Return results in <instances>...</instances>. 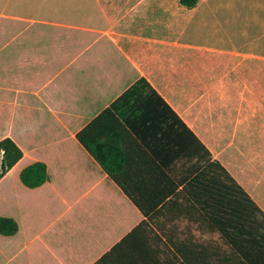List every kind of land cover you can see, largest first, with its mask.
Listing matches in <instances>:
<instances>
[{
  "label": "crops",
  "instance_id": "crops-1",
  "mask_svg": "<svg viewBox=\"0 0 264 264\" xmlns=\"http://www.w3.org/2000/svg\"><path fill=\"white\" fill-rule=\"evenodd\" d=\"M82 1L89 0H0V12L27 20L20 30L37 32L5 40L37 49L29 52L35 61L20 65L24 54L0 57V139L25 141L13 121L26 137L24 112L29 103L39 111L41 96L30 98L16 84L26 70L39 77L65 67L70 122L80 123L70 135L45 139L47 151L36 160L47 165L41 185L56 202L54 214L41 223L23 215L21 227L13 215L20 246L0 264H238L231 248L205 247L174 224L188 216L143 215L76 133L145 77L264 211V0H198L192 8L121 0L115 12L110 0ZM144 219L131 252L117 248L103 258Z\"/></svg>",
  "mask_w": 264,
  "mask_h": 264
},
{
  "label": "trees",
  "instance_id": "trees-1",
  "mask_svg": "<svg viewBox=\"0 0 264 264\" xmlns=\"http://www.w3.org/2000/svg\"><path fill=\"white\" fill-rule=\"evenodd\" d=\"M179 2L192 8L198 0ZM76 136L143 215L172 210L186 215L217 231L238 264H264V211L145 77L129 85ZM22 156L13 138H1L0 178ZM193 158L202 164L191 173L176 174L181 159ZM19 178L27 187L40 186L48 179L46 163L25 165ZM146 224L142 220L103 258L117 248L130 251ZM17 229L14 217L0 216V234L12 235Z\"/></svg>",
  "mask_w": 264,
  "mask_h": 264
},
{
  "label": "rangeland",
  "instance_id": "rangeland-1",
  "mask_svg": "<svg viewBox=\"0 0 264 264\" xmlns=\"http://www.w3.org/2000/svg\"><path fill=\"white\" fill-rule=\"evenodd\" d=\"M81 4L86 6L91 4V2L90 0L84 3L82 1ZM121 5H123L121 0H110V11L115 12ZM85 6H83V9ZM25 22H27V20L19 13L9 11L0 12V57L9 54L11 50L18 52V54L26 55L24 59L18 60L17 65L23 64L25 61L29 63L30 59L35 61V56L31 58L32 54L29 52L31 50H36V47L27 45L12 47L10 45L11 42L8 45L5 43L6 39L37 38L36 31L20 30L21 24ZM22 51L23 53H21ZM0 65H4L3 60L0 62ZM65 70V67H57V70H54L53 74L51 73V75H48L44 72V74H42V76L39 75V77H34L33 74H29L30 72L26 70L28 73H25V71L19 74V76L21 75L23 78L20 77L21 79L19 78V80H21V82L16 83L23 88V92L27 91L30 98L33 97L36 92L41 96L38 102L39 111H37V114L34 113V110L32 111L31 103H29V110L24 112V114L27 115V120L25 121L30 126L29 134L26 137L22 134H18L20 127H15L14 124H16L19 119H14L13 133L20 138H25V141L18 143L23 150L24 157L0 178V216L15 215L20 222V227L22 226L21 222L23 215L25 221L34 218L36 223H41L45 221L48 216L54 214L53 211L56 204V202L49 201L51 195L47 194L48 188L46 186L27 187L20 181L19 172L21 168L45 155L47 151L45 139L48 140L49 137L56 135H70L80 125V123L73 125L72 123L74 121L70 122L68 102L65 100L63 94V92H65L64 90H68V86H64L65 81L60 79L62 78L61 74H64ZM58 81L63 82L57 83ZM0 124L2 126L5 124L3 119H0ZM200 164H202V162L195 158L181 159L177 165H175L174 169L176 170V174L185 175L193 172ZM49 173H51V170H49ZM174 224L182 227L183 230L187 228L189 233L194 236L195 240L198 242L221 249L225 247L217 231L206 230L195 220L190 219L186 221L185 218H182L178 219ZM20 238V234H0V262H4L7 255L19 248Z\"/></svg>",
  "mask_w": 264,
  "mask_h": 264
}]
</instances>
